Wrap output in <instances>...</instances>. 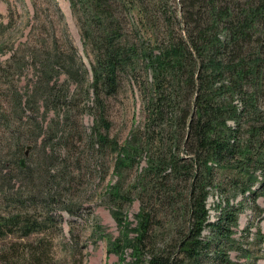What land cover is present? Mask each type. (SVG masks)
Wrapping results in <instances>:
<instances>
[{"label":"rangeland","instance_id":"374dc122","mask_svg":"<svg viewBox=\"0 0 264 264\" xmlns=\"http://www.w3.org/2000/svg\"><path fill=\"white\" fill-rule=\"evenodd\" d=\"M72 1L0 0V219L20 222L0 231V264H112L117 256L108 253V244L124 231L112 213L119 209L131 228L137 225L136 180L145 159L117 169L115 153L100 146L95 133L123 146L141 129L143 64L137 73L119 72L115 92L99 106L90 88L91 68L106 26L118 33L117 44L139 50L141 43L177 41L183 36L181 5L105 0V13L114 21L103 24L93 23L88 5L74 0V9ZM81 25L89 27V38H83ZM100 114L106 125L96 123ZM177 183L165 187L172 192L168 197L141 193L151 216L146 255L183 231L185 186ZM114 185L125 197L118 204L106 195ZM218 203L216 195L206 202L211 221ZM25 224L32 230L27 235ZM257 229L264 236L263 198L257 207L247 202L240 214L233 236L238 245L228 251L233 262L264 264V239L257 240ZM129 254L125 250L127 262Z\"/></svg>","mask_w":264,"mask_h":264},{"label":"trees","instance_id":"16d2710c","mask_svg":"<svg viewBox=\"0 0 264 264\" xmlns=\"http://www.w3.org/2000/svg\"><path fill=\"white\" fill-rule=\"evenodd\" d=\"M76 1L89 6L93 23L113 20L105 13V0ZM179 2L183 36L177 41H156L152 47L141 43L139 50L117 44L118 33L106 26L97 47L101 51L94 56L90 88L96 106L115 92L124 68L137 73L142 63L144 74L141 129L123 146L95 133L100 146L115 153L117 169L145 159L136 180L137 225L131 228L119 209L112 213L124 230L108 244V253L117 256L112 264H238L228 251L238 245L233 236L240 214L247 202L257 207V200L264 199V0ZM71 5L76 9L74 0ZM81 27L83 38H89V27ZM96 123L106 125L102 114ZM177 182L185 186L183 231L146 255L151 216L141 193L153 190L168 197L172 192L165 187ZM106 195L116 204L125 198L118 185L109 186ZM211 195L220 209L213 221L206 205ZM17 219L1 218L0 231L17 227ZM26 226L24 235L32 231ZM256 238L264 239L259 229Z\"/></svg>","mask_w":264,"mask_h":264}]
</instances>
